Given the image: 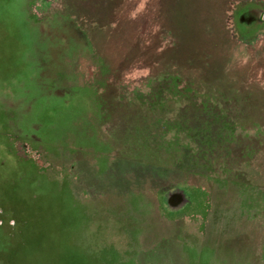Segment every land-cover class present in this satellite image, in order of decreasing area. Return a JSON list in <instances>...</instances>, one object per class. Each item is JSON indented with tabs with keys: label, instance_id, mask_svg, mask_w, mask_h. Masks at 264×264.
<instances>
[{
	"label": "rangeland",
	"instance_id": "1",
	"mask_svg": "<svg viewBox=\"0 0 264 264\" xmlns=\"http://www.w3.org/2000/svg\"><path fill=\"white\" fill-rule=\"evenodd\" d=\"M0 264H264V0H0Z\"/></svg>",
	"mask_w": 264,
	"mask_h": 264
}]
</instances>
